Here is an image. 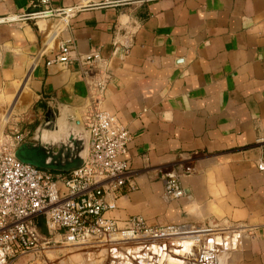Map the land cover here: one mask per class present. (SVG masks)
Segmentation results:
<instances>
[{
	"label": "crops",
	"instance_id": "0c3cea01",
	"mask_svg": "<svg viewBox=\"0 0 264 264\" xmlns=\"http://www.w3.org/2000/svg\"><path fill=\"white\" fill-rule=\"evenodd\" d=\"M123 1L51 0L55 10L85 7L58 32L59 15L0 22V122L8 111L11 127L39 120L33 141L63 159L48 170L79 167L85 126L43 124L50 103L82 113L88 86L79 62L48 60L60 40L74 43L73 56L98 51L112 73L101 106L131 132L125 158L136 184L106 215L120 227L133 216L158 227L247 226L221 264H264V0ZM39 2L0 0V19L36 13ZM33 145L17 153L27 148L19 158L39 167ZM179 165L193 168L185 195L166 200L163 176Z\"/></svg>",
	"mask_w": 264,
	"mask_h": 264
},
{
	"label": "built area",
	"instance_id": "2783aa9c",
	"mask_svg": "<svg viewBox=\"0 0 264 264\" xmlns=\"http://www.w3.org/2000/svg\"><path fill=\"white\" fill-rule=\"evenodd\" d=\"M39 5L36 13L56 11L51 0H40ZM68 14L59 15L65 25ZM73 52V42L60 40L48 63L69 65L77 61L81 65L80 75L89 92L81 113L90 140L85 162L67 174L41 169L16 154L17 145L28 132L17 136L1 132L0 264L53 243L52 236H43L40 231L41 217L50 235L60 236L56 242L83 252L98 248L117 264L119 257L112 256L114 251L127 253L131 264H143V260L157 264L161 254L169 256L168 264H221V256L241 248L247 226L172 223L158 227L133 216L120 227L106 215L117 208L125 190L136 188L133 169L125 158L132 135L114 113L101 106L112 78L109 61L98 51L76 56ZM258 168L264 171V160ZM192 172L191 166L179 165L164 174V198L184 196L182 177ZM190 238L197 243L192 255L174 248L175 242L181 245Z\"/></svg>",
	"mask_w": 264,
	"mask_h": 264
},
{
	"label": "rangeland",
	"instance_id": "374dc122",
	"mask_svg": "<svg viewBox=\"0 0 264 264\" xmlns=\"http://www.w3.org/2000/svg\"><path fill=\"white\" fill-rule=\"evenodd\" d=\"M58 18L59 21L57 22L58 24L55 28V32H58L65 27V23L64 20H62V17L59 16ZM5 117L10 118V111L6 112L4 118ZM4 118L2 119L3 121L0 122V129H1L0 134L3 131L5 134H12L13 136H17L21 132L22 133L28 132L27 135H25L26 137L17 145V149L19 148V146H22V144L24 143L26 144L27 142L31 141V143L35 144L33 145L35 153L30 149L27 150V153L28 155H32V154L35 155V159L38 165L40 164L41 166H44L45 168H47V170L49 168L55 169L62 165L61 160L63 159L59 151V148L58 150L53 151V147L50 146L49 144H44L42 142H39V140L33 141L34 140L33 129L41 127L39 120L34 118L24 119L23 121H21V124H24V126H20L21 124H19V126H17L16 128V127H11V121H9L8 119L7 121H5L6 119ZM31 146L32 145H27L28 148ZM26 149L27 148H24L25 151ZM41 227L46 232L43 233L41 231L42 235L47 237L52 236L53 243L46 246L45 248L33 250L19 257L8 259L6 264H89L88 261L85 258H83L82 254L80 253L83 252L84 249L77 248L75 246H68L66 244H63L61 241L56 242L60 239V236L58 234L50 235V232L48 231L44 223V219L42 217L40 218V223H39V228L41 229ZM194 242L192 241V246L194 249L193 253H195L196 250L195 246H197L195 240ZM87 250L96 251V261L94 262V264L95 263L112 264L114 262V261L111 262L112 260H110L109 257L103 251H101L100 249L99 251L98 248L87 249Z\"/></svg>",
	"mask_w": 264,
	"mask_h": 264
},
{
	"label": "water",
	"instance_id": "95a60500",
	"mask_svg": "<svg viewBox=\"0 0 264 264\" xmlns=\"http://www.w3.org/2000/svg\"><path fill=\"white\" fill-rule=\"evenodd\" d=\"M132 1H135V0H126L123 2H132ZM117 3H122V2H117ZM112 4L113 3H107V4H101V5L106 6V5H112ZM83 8H85V7L81 6V7H74V8H63V9H58L56 11L38 12V13L25 14V15H21V16L6 17V18L0 19V22H9V21H15V20H21V19L48 17V16H53V15L66 14V13L81 10ZM45 116H46V121L44 122L43 126L52 125L53 122H58V121L65 122L68 126L83 125L81 113L76 108L60 109L59 107H55L50 103L48 106V109L46 111ZM86 133H87V136H86L87 142H86V147H85V157H84V160L80 166H82L84 164L85 159H86V154H87L88 148H89V141L90 140H89V133L87 130H86ZM23 151H25L24 148L21 149L18 153L16 152L17 156L20 157L19 155H21V153L23 154ZM40 166L41 165L39 164V167ZM41 167H43V166H41ZM209 225L210 226H217L219 224L214 223V222H209Z\"/></svg>",
	"mask_w": 264,
	"mask_h": 264
},
{
	"label": "bare ground",
	"instance_id": "6f19581e",
	"mask_svg": "<svg viewBox=\"0 0 264 264\" xmlns=\"http://www.w3.org/2000/svg\"><path fill=\"white\" fill-rule=\"evenodd\" d=\"M192 241L194 242V238H190L188 241H186L185 243H182L181 245H179V242H175V245H174V248L176 247V250L179 252V253H186L187 252V255H192L193 253V246H192ZM195 243V242H194ZM197 245V243H196ZM192 246V248H191ZM195 246V244H194ZM93 249V248H92ZM96 249V248H95ZM99 250V249H98ZM100 251V250H99ZM98 251V252H99ZM77 252H80V251H77ZM97 252V253H98ZM82 254V257L85 258L89 264H94V262L96 261V251H86V252H80ZM132 254L136 255L135 252H131ZM112 256L115 257V258H118L119 257V263L118 264H131L130 263V260H129V256L127 253L125 252H117V251H114L112 253ZM105 258V257H104ZM106 259V258H105ZM169 259V256L167 255H159V258L157 260V264H168L167 263V260ZM103 260V259H102ZM107 260V259H106ZM172 260V259H170ZM105 262V260H104ZM107 262V261H106ZM109 262V260H108ZM113 262V260L111 261ZM171 262V261H170ZM178 262H182V259H179ZM141 263L143 264H147V261H142ZM96 264V263H95ZM112 264H117L116 262H113Z\"/></svg>",
	"mask_w": 264,
	"mask_h": 264
},
{
	"label": "trees",
	"instance_id": "16d2710c",
	"mask_svg": "<svg viewBox=\"0 0 264 264\" xmlns=\"http://www.w3.org/2000/svg\"><path fill=\"white\" fill-rule=\"evenodd\" d=\"M40 231H42L43 233H46L42 227H41Z\"/></svg>",
	"mask_w": 264,
	"mask_h": 264
}]
</instances>
